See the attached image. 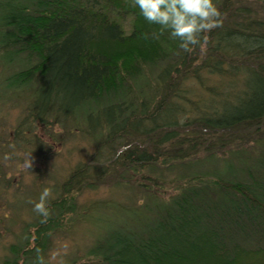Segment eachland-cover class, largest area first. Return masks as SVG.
I'll return each instance as SVG.
<instances>
[{
    "label": "trees",
    "instance_id": "1",
    "mask_svg": "<svg viewBox=\"0 0 264 264\" xmlns=\"http://www.w3.org/2000/svg\"><path fill=\"white\" fill-rule=\"evenodd\" d=\"M0 56L17 134L96 142L4 264H46L101 185L129 203L95 205L89 264H264V0H0Z\"/></svg>",
    "mask_w": 264,
    "mask_h": 264
},
{
    "label": "rangeland",
    "instance_id": "2",
    "mask_svg": "<svg viewBox=\"0 0 264 264\" xmlns=\"http://www.w3.org/2000/svg\"><path fill=\"white\" fill-rule=\"evenodd\" d=\"M130 22L125 25L127 33ZM1 74L0 69V84L5 77ZM30 97L27 92L18 95L0 87V264L9 258L13 245L23 242L25 230L35 223L44 204L58 196L53 186L90 163L96 152L93 138L73 123L43 126L28 121L23 132L17 134L18 125L27 117ZM126 196L108 185H101L97 191L84 189L76 206L83 217L54 238L45 256L46 264L91 263L88 252L101 228L87 219L113 216L95 205L129 203Z\"/></svg>",
    "mask_w": 264,
    "mask_h": 264
}]
</instances>
